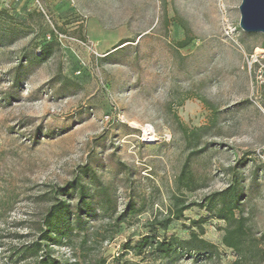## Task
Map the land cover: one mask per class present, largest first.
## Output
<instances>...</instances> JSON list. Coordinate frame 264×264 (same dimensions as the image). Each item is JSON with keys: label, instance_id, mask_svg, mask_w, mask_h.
Wrapping results in <instances>:
<instances>
[{"label": "rangeland", "instance_id": "1", "mask_svg": "<svg viewBox=\"0 0 264 264\" xmlns=\"http://www.w3.org/2000/svg\"><path fill=\"white\" fill-rule=\"evenodd\" d=\"M241 1L0 0V264H35L20 253L59 200L61 264H264V34L241 29ZM234 177L239 253L199 205ZM178 199L196 204L181 220ZM200 218L213 255L132 249Z\"/></svg>", "mask_w": 264, "mask_h": 264}, {"label": "trees", "instance_id": "2", "mask_svg": "<svg viewBox=\"0 0 264 264\" xmlns=\"http://www.w3.org/2000/svg\"><path fill=\"white\" fill-rule=\"evenodd\" d=\"M49 52L42 50L40 57L45 58ZM188 167V161L185 162L182 168L180 179L186 177ZM189 183H193L192 178H189ZM77 189L79 192V209H82V206L87 207V190L84 184L80 182H70L61 190L63 193L69 192L71 190ZM242 189L240 187L239 180L233 178L229 187L224 189L221 192H216L209 195L206 198V202L201 203L202 207H205L209 212H213L216 209V216L224 220L227 223L225 228V234L223 236V243L227 248L233 249L236 252H241L243 249V238L246 235L245 228V218L240 213L241 207V198ZM196 205L194 203H186L177 200V209L174 219L181 220L184 217V211L191 206ZM71 204L66 200H59L58 202L52 204L44 215L41 225V237L40 242L35 241L29 247L22 250L20 255L24 257L26 254L37 256L35 264H61L56 258L51 256L50 247L52 244H59L64 239V222L67 219V216L71 213ZM172 218L167 220V223L171 221ZM207 218H200L198 220H192L190 226H186L190 230V237L186 240H180L176 237L163 238L159 239L157 235H147L138 240L132 249L137 253H141L144 248L150 247L153 252L169 256L174 251V247L179 245L183 249L189 251H195L196 253H206L208 255H213L218 252V246L205 238L204 223ZM198 227V230H195L194 226ZM166 227V225H163ZM44 254H39V253Z\"/></svg>", "mask_w": 264, "mask_h": 264}, {"label": "water", "instance_id": "3", "mask_svg": "<svg viewBox=\"0 0 264 264\" xmlns=\"http://www.w3.org/2000/svg\"><path fill=\"white\" fill-rule=\"evenodd\" d=\"M239 9L241 29L264 34V0H242Z\"/></svg>", "mask_w": 264, "mask_h": 264}, {"label": "built area", "instance_id": "4", "mask_svg": "<svg viewBox=\"0 0 264 264\" xmlns=\"http://www.w3.org/2000/svg\"><path fill=\"white\" fill-rule=\"evenodd\" d=\"M231 31H233V30H231ZM145 135L147 136V139L149 141L152 140V139H154V136H155L154 132L149 127H146V129H145Z\"/></svg>", "mask_w": 264, "mask_h": 264}]
</instances>
